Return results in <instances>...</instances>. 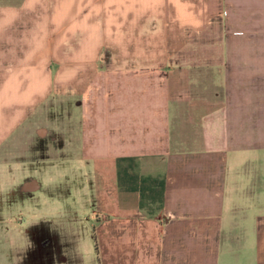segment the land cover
Instances as JSON below:
<instances>
[{
	"label": "crops",
	"instance_id": "1",
	"mask_svg": "<svg viewBox=\"0 0 264 264\" xmlns=\"http://www.w3.org/2000/svg\"><path fill=\"white\" fill-rule=\"evenodd\" d=\"M58 4L0 36V83ZM72 13L99 41L66 48L50 23L47 91L0 114V264H264V0Z\"/></svg>",
	"mask_w": 264,
	"mask_h": 264
},
{
	"label": "clouds",
	"instance_id": "2",
	"mask_svg": "<svg viewBox=\"0 0 264 264\" xmlns=\"http://www.w3.org/2000/svg\"><path fill=\"white\" fill-rule=\"evenodd\" d=\"M109 6L115 5L120 0H106ZM141 0H137V3ZM75 0H59L54 14L49 20L47 16H40L34 24L29 37L26 39L27 50L21 58L7 65V71L0 83V114L5 110L14 109L18 101L24 104L35 102L36 96H42L51 83L50 77H34L30 70L35 66L37 57L47 47L49 37V24L54 25L53 31L62 32L61 46L71 49V39L79 37L78 42L85 48L92 42H98L104 31V24L99 20H93V14L83 15L77 18L72 13V5ZM45 7V0H0V36L9 37L14 34L17 26L27 15H35ZM82 11V10H81ZM99 16V13H95ZM68 22L65 27V22ZM107 27H112L108 24ZM11 42V41H9ZM14 54V49H10ZM79 69L66 70L63 74L64 82L73 80ZM25 81H30L28 87L21 92ZM22 113V112H21ZM23 115V113H22ZM19 120H17L18 122Z\"/></svg>",
	"mask_w": 264,
	"mask_h": 264
},
{
	"label": "rangeland",
	"instance_id": "3",
	"mask_svg": "<svg viewBox=\"0 0 264 264\" xmlns=\"http://www.w3.org/2000/svg\"><path fill=\"white\" fill-rule=\"evenodd\" d=\"M67 111L69 112V119H66V123L67 124H71V123H73L75 120H77V118H78V110H77V108L75 107V106H73V105H71V104H69L68 105V108H67ZM63 112V111H62ZM70 199L72 198V197H69ZM76 200V199H75ZM66 202L68 203V201L66 200ZM78 205H77V203H75V206H73L72 208H75V207H77ZM84 209H85V211H87L88 210V205H85L84 206ZM85 249H87V251L88 252H92L93 251V246L91 245V246H88V248H85ZM93 253V252H92ZM34 256H39V253H35L34 252Z\"/></svg>",
	"mask_w": 264,
	"mask_h": 264
}]
</instances>
